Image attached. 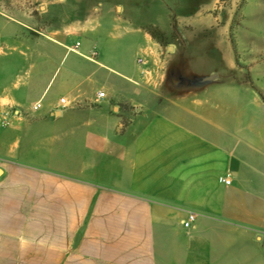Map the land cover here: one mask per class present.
I'll use <instances>...</instances> for the list:
<instances>
[{
	"label": "crops",
	"instance_id": "obj_1",
	"mask_svg": "<svg viewBox=\"0 0 264 264\" xmlns=\"http://www.w3.org/2000/svg\"><path fill=\"white\" fill-rule=\"evenodd\" d=\"M111 11L0 1V264H264V98L213 40Z\"/></svg>",
	"mask_w": 264,
	"mask_h": 264
},
{
	"label": "rangeland",
	"instance_id": "obj_2",
	"mask_svg": "<svg viewBox=\"0 0 264 264\" xmlns=\"http://www.w3.org/2000/svg\"><path fill=\"white\" fill-rule=\"evenodd\" d=\"M0 1L5 5L28 6L32 3V0ZM108 3L113 10L109 14L110 19L113 13L118 16L120 14L121 20L125 19L132 28H136L133 33H149L163 42L165 47L170 40L165 41V33L156 27L164 26L165 23L172 34L171 40L175 43L179 42L178 34H201L213 40L215 49L229 52L232 69H245L246 80L264 98V0H108ZM122 8L129 11L124 16ZM148 9L153 12H148ZM199 19L207 21L204 22L206 27L194 31V21ZM138 24L142 25V30L136 27ZM164 57L169 60L165 54ZM139 59L141 58L134 53V65L140 64ZM86 60L93 63L91 67L84 65L86 69H102L94 65L98 58ZM129 60L127 59L128 62ZM250 69H254L259 78L262 91L254 84ZM139 107L127 104L122 105L120 110L127 112V115H136L140 112ZM123 124H128L127 118L123 119Z\"/></svg>",
	"mask_w": 264,
	"mask_h": 264
},
{
	"label": "built area",
	"instance_id": "obj_3",
	"mask_svg": "<svg viewBox=\"0 0 264 264\" xmlns=\"http://www.w3.org/2000/svg\"><path fill=\"white\" fill-rule=\"evenodd\" d=\"M140 63L142 62L141 59L138 60ZM99 97H105L106 93L104 91H100L98 93ZM60 103L62 104L63 107H70L71 104L70 102L65 98L62 97L60 99ZM41 107V104H37L34 106V109H38ZM16 117H20V111H14ZM7 123V122H6ZM234 179V174L232 172H229L226 176L220 177V182H222L225 185H231L232 181ZM196 221V217L193 214H190L187 219L184 221V226L186 228L192 227L193 223Z\"/></svg>",
	"mask_w": 264,
	"mask_h": 264
}]
</instances>
